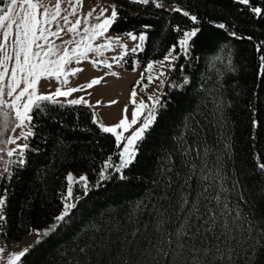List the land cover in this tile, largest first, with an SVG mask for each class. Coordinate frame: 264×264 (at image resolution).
I'll list each match as a JSON object with an SVG mask.
<instances>
[{"label": "snow or ice", "instance_id": "1", "mask_svg": "<svg viewBox=\"0 0 264 264\" xmlns=\"http://www.w3.org/2000/svg\"><path fill=\"white\" fill-rule=\"evenodd\" d=\"M127 2L137 10L121 15L123 0L87 11L82 0H0V237L23 227L17 217L35 206L31 192L13 204L23 177L47 172L33 166L45 154L41 144L52 147V163L67 159L61 154L70 132L94 131L110 145L94 185L86 173H63L50 225L29 227L33 240L23 247L0 244V264H35L29 257L84 203L74 185L87 197L102 183L139 191L122 210L79 228L58 264H264V0H230L229 15L252 25L247 35L208 9L216 0ZM163 32L173 42L162 58L147 60L136 82L143 89L144 80L156 81L147 102L134 85L112 122L93 110L92 127L80 128L77 108H92L86 90L118 77L125 64L135 71L137 54ZM201 45L214 53L211 73L200 71ZM81 61L98 74L71 86ZM173 104L177 114L157 134ZM68 114L76 117L71 129ZM240 125L247 139L234 134Z\"/></svg>", "mask_w": 264, "mask_h": 264}, {"label": "trees", "instance_id": "2", "mask_svg": "<svg viewBox=\"0 0 264 264\" xmlns=\"http://www.w3.org/2000/svg\"><path fill=\"white\" fill-rule=\"evenodd\" d=\"M106 1L114 2V0ZM168 2L169 0H165L166 5ZM176 2L183 4L185 0H176ZM191 2L199 3L200 0H191ZM207 7L209 10L215 9V15L217 17H228L236 25V30L239 33L247 35L251 32L252 25L247 23L245 17H233L229 15V9L231 7L230 0H216L215 3H209ZM136 10V5L129 6L127 0H123V5L120 9L121 15H128ZM201 12H203V8H201ZM164 19H169L167 14L161 17V20ZM115 27L117 29H124L127 25L120 24ZM157 28L159 29V24ZM261 38L264 39V37ZM172 42L173 36L167 32H163L158 36L154 34L153 39L147 44L146 52L144 54H137L141 65L144 67L148 59L157 60L162 58L166 47ZM231 43L233 47L240 49L247 48V42L244 41H233ZM195 54L200 57L198 61L200 71L211 73L213 69L208 66V62L214 53L207 51L206 47L201 45L200 50ZM243 56L247 58L248 51L243 52ZM243 62L241 60V63ZM124 70L130 71L131 67L125 64ZM241 85H243V79H241ZM171 108L172 112L170 115L166 116L157 125V134L162 130L165 123L169 122L171 117L177 114V105L173 104ZM77 111L80 113L79 127L85 129L92 127L87 118L89 117L90 111L93 110L84 107L77 108ZM67 120L69 121V129L73 128L74 124L71 121H75L76 117L68 114ZM234 134L241 136L243 139H247L243 125H240ZM109 147L108 142L96 137L94 131L70 132L69 137L64 141L63 152L61 154L67 159H60L58 155V162L52 163V147L49 146L47 149H44L43 144H41V148L45 154L39 155L34 160L33 166L37 170L46 169L47 172L46 174L40 172L39 175L34 173L31 177H23L16 184L13 204L16 207V202L23 203L25 196L31 192L35 197L33 201L35 206L25 208L23 214L17 217V223L22 222L23 227H13L12 232L9 234V239L5 240V238L0 237V244L9 243L15 246L25 236L29 235L27 231L29 227H38L40 229L48 227L52 222L51 216L56 213L58 207L59 193L64 191L63 173L68 169H71L74 174L86 173L89 184L94 185L97 179L95 170L98 169L101 159L107 155ZM145 155H148L147 150ZM138 191V188L122 189L116 183H102L99 188L92 187L88 196L83 197L82 190L75 187L74 194L81 195L84 199V203L80 205V210L76 212L69 225L60 228V231L53 235L50 240L42 242L36 252L29 257V260L34 261L35 264H58L60 252L75 245L76 232L79 228L83 227L84 224L93 218L98 219L101 213L109 214L122 210L131 200L136 198Z\"/></svg>", "mask_w": 264, "mask_h": 264}, {"label": "rangeland", "instance_id": "3", "mask_svg": "<svg viewBox=\"0 0 264 264\" xmlns=\"http://www.w3.org/2000/svg\"><path fill=\"white\" fill-rule=\"evenodd\" d=\"M50 2L55 3V0H50ZM112 3V1L106 0H82L84 11H87L89 7L107 6ZM165 6L167 7L166 4ZM111 54L112 53L109 51L104 55L105 57H109ZM77 67L80 69V71L76 76L70 77L69 83L71 86H76L77 84L82 83L86 78H91L92 76L98 74V71L96 69H93L90 66V62L88 61H81L80 64L77 65ZM153 67L154 69H157L158 66L154 65ZM143 70L144 67L141 65L140 60L139 65L136 67L135 71H133L132 69L130 71H126L124 70V67L116 68V71H118L120 74L118 77H105V81H107L106 83L102 81L99 85L93 86L92 89L86 90L89 95L85 96V98L89 100V103L92 105L91 109L96 111L97 116L101 122L109 123L117 117L119 106L126 102L130 95V92L132 90L130 89V86L133 87L135 85L138 91V97L142 96L147 102L148 94L156 88V81L154 80L151 84H148L147 80H144L143 83L147 84L148 86L141 89V85L137 84L136 82L138 79H140V73ZM145 75H147V73H145ZM72 95H83V93H73ZM96 100H100L101 103L97 105L95 103ZM108 100L117 101V104L113 105L118 106L117 108H114V111H109V109L105 108V105L108 104ZM75 187H78L80 189L78 185H74V189ZM32 240L33 235L29 234L25 236L21 241H19L15 246L23 247L26 242H31Z\"/></svg>", "mask_w": 264, "mask_h": 264}, {"label": "crops", "instance_id": "4", "mask_svg": "<svg viewBox=\"0 0 264 264\" xmlns=\"http://www.w3.org/2000/svg\"><path fill=\"white\" fill-rule=\"evenodd\" d=\"M130 89H132V86H130ZM112 106H113V105H111V104H106V105H105V108H106V109H109V111H114V108H115V107H116V108L118 107V106H113V107H112Z\"/></svg>", "mask_w": 264, "mask_h": 264}]
</instances>
